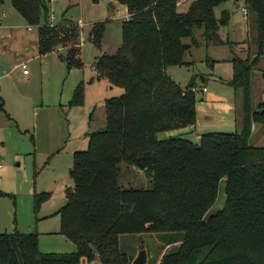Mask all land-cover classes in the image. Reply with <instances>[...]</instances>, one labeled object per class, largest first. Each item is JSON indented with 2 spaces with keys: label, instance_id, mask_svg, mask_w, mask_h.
<instances>
[{
  "label": "trees",
  "instance_id": "obj_1",
  "mask_svg": "<svg viewBox=\"0 0 264 264\" xmlns=\"http://www.w3.org/2000/svg\"><path fill=\"white\" fill-rule=\"evenodd\" d=\"M50 1L11 0L36 29L39 55L56 52L67 71L83 69L79 28L71 22L51 26ZM179 1L116 0L129 15L122 44L95 62L92 81L106 80L122 93L104 102L106 129L89 136L86 151L73 154L72 187L56 214L58 233L75 245L74 253L41 254L36 233L13 232L0 234V264H131L147 248L142 237L157 240L156 264H264V147L249 145L252 125H264V101L254 109L250 90L254 67L264 59V0H240L255 53L252 60H231L227 85L242 94L239 128L201 134L198 145L169 135L195 127L196 82L180 88L166 71L193 67L183 45L195 46L198 32L213 42L212 33L230 20L228 11L217 19L214 9L232 0H194L184 12ZM103 29L102 22L91 28L96 48ZM260 74L264 81V69ZM72 95L68 108L81 107L84 83ZM129 171L141 172L149 189L122 186ZM222 181L224 207L205 219ZM49 197L35 195V211Z\"/></svg>",
  "mask_w": 264,
  "mask_h": 264
},
{
  "label": "rangeland",
  "instance_id": "obj_2",
  "mask_svg": "<svg viewBox=\"0 0 264 264\" xmlns=\"http://www.w3.org/2000/svg\"><path fill=\"white\" fill-rule=\"evenodd\" d=\"M192 2L194 0H185L183 5L178 4V11H186ZM112 6L115 9L111 12ZM243 7L242 1H229L215 8L217 19L222 12L230 14L228 24L218 32L219 42L204 41L198 32L196 45L187 51L185 57L193 67H172L166 71L180 88L194 79L198 89L197 103L203 102L206 96L200 91L201 87L209 93L214 90L229 93L228 97L232 93L229 87H220L215 77L219 76L223 62L234 56L240 57L233 45L246 38ZM48 9L51 26L71 22L79 28V59L83 69L77 73L67 76L64 64L55 54L40 57L36 48V29L31 27L28 30L29 26L13 8L11 0H0V16L3 18L0 29V234L36 233L39 252L58 255L75 251V245L58 233L60 222L56 216L65 204V189L72 187L69 174L72 155L76 151H86L89 136L106 129L102 103L122 93L119 88L110 91L107 86L98 90L101 83L92 81V67L101 56L114 55L121 47L125 14L114 0H101L98 4H93L92 0H51ZM101 22L104 23V32L100 48H96L89 35L93 25ZM21 61L26 65L27 77L22 75L20 68H14ZM71 74H77L74 80L79 78L84 82L82 107L70 111L53 107L51 103L57 93L65 96L69 91L73 82ZM260 82L257 78L254 80L257 85L254 96L261 93ZM258 96L254 100L260 98ZM190 140L196 145L200 141L199 138ZM122 168L127 170L123 165ZM121 184L125 188L149 189L148 179L141 172L129 171L121 178ZM219 186L215 205L205 214V219L224 207V181ZM41 193H48L50 197L35 211L33 198ZM142 238L147 246L146 263L156 264L159 261L157 240ZM136 256L137 253L134 258ZM80 264L87 263L82 260ZM93 264L100 263L95 261Z\"/></svg>",
  "mask_w": 264,
  "mask_h": 264
},
{
  "label": "crops",
  "instance_id": "obj_3",
  "mask_svg": "<svg viewBox=\"0 0 264 264\" xmlns=\"http://www.w3.org/2000/svg\"><path fill=\"white\" fill-rule=\"evenodd\" d=\"M114 2L116 3V0H114ZM184 3H185V0H182L181 5H183ZM115 6L111 7V12L114 11ZM118 6L120 9L123 10V14H125L124 15V21H127L129 19V15L126 12L125 7H123L119 4H118ZM0 18H1V16H0ZM2 19L3 18H1V20H0V29H1ZM243 21L245 24L244 27H245L246 38L243 42L237 43L233 46L236 49H238V51L240 53L239 58L243 59V58L247 57L250 60H252V59H254L255 49L253 48V46H250L247 43V41H249L250 34H249V28L247 27V17L244 16V13H243ZM4 28H5V26H4ZM30 28L31 27H28V30ZM80 46H81V44H80ZM36 48H37V52H38V39H37ZM50 54H52V55L55 54L58 57V54L56 52H53ZM38 55H39V53H38ZM47 55H49V54L39 55V56L45 57ZM58 60H59V58H58ZM223 63L224 64L220 65L219 74H218L219 76L215 77L216 78L215 81L220 87L225 86L228 88L229 86L227 84L233 78V75H232L233 74V66H232L230 59H228L227 61H225ZM21 64H24V63H22V61H21V63L16 64V66L14 68L15 69L20 68L22 70V75L24 77H27L29 74L28 73L23 74V68L21 67ZM263 69H264V59H261V60H259V62L254 67V72L252 73L251 82H250V90H251V98H252L251 101H252V106H254L255 108L258 107L257 105H259L261 102L264 101V81H263L261 74H260V71ZM65 70H66V67H65ZM76 71H81V69H71L69 71L66 70V75L69 76L70 73H77ZM92 72H93L92 76L94 77L93 67H92ZM71 75H72V79H73L74 77H76L77 74L76 75L71 74ZM256 78L259 79V82L262 81V82H260V88H259L261 90V93H260V95L257 94L254 96V94H255L254 88L255 87L257 88V85H254V80ZM260 78H261V80H260ZM80 83H84L83 80H81L79 78L76 80L73 79V82L70 83V86H69L70 88H69V91H67V94H65V96H62L60 93L56 92L57 97L54 98V101H53V103H51V105L53 107L66 108L67 111L68 110L70 111V109H76L75 107L69 109L68 104L70 103V100L73 97L72 94H73L74 89ZM99 83H101V85H98V88H97L98 90L101 91V89H103L106 86L108 87V89L110 91L112 90L109 87V84L106 80H101V82H99ZM103 85H105V86H103ZM203 89L205 91H203ZM200 91L202 92V94H206V96L204 97L203 102L197 103L195 105V107H196V122H195L196 125H195V127L182 130L181 132L170 133L169 135H171V136L185 135V136H187L188 139H190V138H197L198 139L201 134H205V133L218 132V133L229 134V133L236 132L239 128L238 124H239L240 116L242 114V106H241L242 94L240 92L235 94L233 90H230V91H232V93H230V97H228L229 93L228 94L222 93V92H219L218 90H214V92L209 93V91H206L205 87H201ZM258 95L260 96V98H256L254 100V97H257ZM253 101H254V105H253ZM103 106H104V102L102 103V107ZM77 108H80V107H77ZM252 138H254L253 139L254 141H252ZM249 145L253 146V147H261L262 145H264V125H262V124L261 125H257V124L252 125V131H251V135H250ZM76 152H78V151H76ZM64 196H65V194H64ZM64 199H65V197H64Z\"/></svg>",
  "mask_w": 264,
  "mask_h": 264
},
{
  "label": "water",
  "instance_id": "obj_4",
  "mask_svg": "<svg viewBox=\"0 0 264 264\" xmlns=\"http://www.w3.org/2000/svg\"><path fill=\"white\" fill-rule=\"evenodd\" d=\"M233 2H240V0H232ZM220 36L218 35V33H212V40L213 42H217L219 40ZM191 48V45L189 44H184L183 45V49L185 51H188L189 49ZM261 147H264V145H262ZM261 147H258V148H261ZM147 252L143 249L139 250L138 251V254L136 256V258L132 261L131 264H146L147 262Z\"/></svg>",
  "mask_w": 264,
  "mask_h": 264
},
{
  "label": "built area",
  "instance_id": "obj_5",
  "mask_svg": "<svg viewBox=\"0 0 264 264\" xmlns=\"http://www.w3.org/2000/svg\"><path fill=\"white\" fill-rule=\"evenodd\" d=\"M181 3H182V0H180L178 4H181ZM242 11H243V13H244V16L246 17V15H247V11H245V9H242ZM21 67L23 68V74H27L28 72H27V70H26V65L21 64ZM203 91H205V90L203 89Z\"/></svg>",
  "mask_w": 264,
  "mask_h": 264
}]
</instances>
